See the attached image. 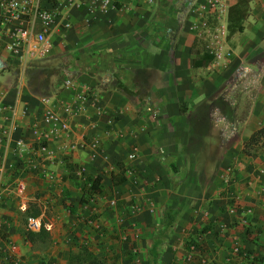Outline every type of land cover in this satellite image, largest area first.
I'll return each instance as SVG.
<instances>
[{"label": "crops", "instance_id": "obj_1", "mask_svg": "<svg viewBox=\"0 0 264 264\" xmlns=\"http://www.w3.org/2000/svg\"><path fill=\"white\" fill-rule=\"evenodd\" d=\"M189 1L75 10L72 28L22 75L0 52V106L16 110L0 246L22 264H68L83 249L103 264H264V137L250 143L264 128V0L251 1L242 33L227 35L224 80L193 67ZM55 107L72 110L77 148L44 164L30 127ZM29 218L45 230L33 241Z\"/></svg>", "mask_w": 264, "mask_h": 264}, {"label": "built area", "instance_id": "obj_2", "mask_svg": "<svg viewBox=\"0 0 264 264\" xmlns=\"http://www.w3.org/2000/svg\"><path fill=\"white\" fill-rule=\"evenodd\" d=\"M190 1L188 3L190 12L196 13V19L203 24L200 31H197V24L190 29L196 38L203 40L204 51L214 55L210 65L227 67L232 57V51L227 45V26L220 24L215 27L214 34H211V29L206 27L207 23H203L200 19L206 18L203 16L204 13H213L216 19L220 20V17L230 10L228 0H208L207 3L200 5L196 1ZM152 3L153 0H127L126 2L124 0H0V52L8 54L19 62L22 75L30 62L42 60L48 56L56 38L72 28L71 15L75 10L87 7L88 11L94 14L95 11L107 12L108 8L116 7L118 4L142 6ZM209 31L210 40H207L204 33ZM79 100L86 101V96H79ZM71 112L70 107H65L63 112L58 111L56 107L52 108L44 114L41 121L30 127L36 146L33 155L42 163L55 164L58 158H65L69 152L76 150L77 146L74 143H68L72 136L68 121ZM15 116L16 110L13 105L0 106V149H2L0 181L7 169L6 153L14 141ZM16 145L20 151L25 150L24 141H16ZM30 169L35 171L38 168L31 166ZM80 175L83 177L82 174ZM230 181L231 178L228 179V182ZM16 189L22 193L24 187L18 183ZM90 202L94 207L93 202ZM19 208L26 211V203H21ZM27 226L30 231L38 232L43 224L40 219L29 218ZM189 251L193 256L198 253V248L191 245ZM239 255L240 249L235 247L231 256L239 257ZM0 264H22V261L14 247L5 251L0 246ZM227 264H233V260L228 258Z\"/></svg>", "mask_w": 264, "mask_h": 264}, {"label": "trees", "instance_id": "obj_3", "mask_svg": "<svg viewBox=\"0 0 264 264\" xmlns=\"http://www.w3.org/2000/svg\"><path fill=\"white\" fill-rule=\"evenodd\" d=\"M252 0H238L237 3L232 6L228 14V33L229 37L234 34L242 33L244 31V22L248 16L250 3ZM204 42L201 39L196 38L191 48V53L194 55L193 67L204 68L208 67L213 59L214 55L204 51ZM264 137V128L256 132V134L250 140V143L257 140L258 137ZM175 213L168 211L165 214L166 222H170L174 219ZM39 212H35L32 216H38ZM37 233V234H36ZM45 233L42 227L38 232L28 231L26 237L29 241H33L36 236H43ZM100 258L95 256L90 250L83 249L79 251H71L68 264H100Z\"/></svg>", "mask_w": 264, "mask_h": 264}, {"label": "rangeland", "instance_id": "obj_4", "mask_svg": "<svg viewBox=\"0 0 264 264\" xmlns=\"http://www.w3.org/2000/svg\"><path fill=\"white\" fill-rule=\"evenodd\" d=\"M173 1V0H172ZM179 1V0H177ZM196 1L199 5L200 4H205L207 3L208 0H193V2ZM174 2H176V0H174ZM196 13H193L191 12L190 13V16H191V21L189 23V29L193 26V25H198L197 27V31H200L201 30V26L203 25L202 23H199L198 20L199 19H196ZM203 16H205L206 18H203V19H200L202 20L203 23H207L208 26H206L207 28L211 29V34H214V29L216 26L220 25L221 22L219 19H216V17L214 16V14H207V13H204ZM191 30V29H190ZM193 32V31H192ZM205 36H206V39L207 40H210V31L209 32H206L204 33ZM56 42H54L55 44ZM211 67L208 69V70H205L204 74L200 75L201 78H210L212 77L213 79H216V78H222L223 79V76L226 74V70H227V67H221V66H214V65H210ZM229 66V64L227 65ZM219 74H220V77H219ZM225 79V78H224ZM223 79V80H224ZM227 79V78H226ZM215 83H212V86H214ZM213 94H214V91H213ZM224 106V105H223ZM214 107H215V104H214ZM225 107V106H224ZM222 108L223 111H227L226 108ZM216 109V108H214ZM203 126H204V119H203ZM100 264H103L102 263V260L100 258L99 260Z\"/></svg>", "mask_w": 264, "mask_h": 264}]
</instances>
